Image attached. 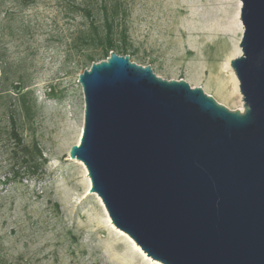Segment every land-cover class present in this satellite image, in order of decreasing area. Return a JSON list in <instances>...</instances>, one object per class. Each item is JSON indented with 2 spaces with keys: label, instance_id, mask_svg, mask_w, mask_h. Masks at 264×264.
I'll return each mask as SVG.
<instances>
[{
  "label": "rangeland",
  "instance_id": "obj_1",
  "mask_svg": "<svg viewBox=\"0 0 264 264\" xmlns=\"http://www.w3.org/2000/svg\"><path fill=\"white\" fill-rule=\"evenodd\" d=\"M238 1L0 0V264H158L112 224L69 157L83 125L77 78L101 60L90 38L110 23L125 32L131 62L243 111L225 67L243 30ZM10 118L43 154L37 176L12 174Z\"/></svg>",
  "mask_w": 264,
  "mask_h": 264
},
{
  "label": "water",
  "instance_id": "obj_2",
  "mask_svg": "<svg viewBox=\"0 0 264 264\" xmlns=\"http://www.w3.org/2000/svg\"><path fill=\"white\" fill-rule=\"evenodd\" d=\"M243 111L110 51L79 73L69 157L112 224L162 264H264V0H239Z\"/></svg>",
  "mask_w": 264,
  "mask_h": 264
},
{
  "label": "trees",
  "instance_id": "obj_3",
  "mask_svg": "<svg viewBox=\"0 0 264 264\" xmlns=\"http://www.w3.org/2000/svg\"><path fill=\"white\" fill-rule=\"evenodd\" d=\"M21 5H28L36 0H17ZM92 41V42H91ZM92 45L100 48L101 57L105 59L110 51H115L119 55H125L128 52L125 32H117L109 23L104 27L102 33H98L97 29L94 30L92 38H90ZM93 59H91L92 61ZM25 110L28 112V105L23 104ZM10 138L13 141V146L10 149L11 158L14 159L16 164L15 170L12 174L21 172L30 173L32 176H37L42 172V167L45 162L43 154L37 144H25L17 131L15 121L10 118Z\"/></svg>",
  "mask_w": 264,
  "mask_h": 264
},
{
  "label": "bare ground",
  "instance_id": "obj_4",
  "mask_svg": "<svg viewBox=\"0 0 264 264\" xmlns=\"http://www.w3.org/2000/svg\"><path fill=\"white\" fill-rule=\"evenodd\" d=\"M238 3H239V8H240V2L238 1ZM239 25H240V27H241V22H239ZM240 48V47H239ZM239 48H237V49H235V51L233 52V56H236V55H238L239 54V52H240V49ZM230 59H228L226 62H225V67L226 68H228L229 70H230V74H231V83H232V86H233V90H235V89H237V87H238V80H237V78H236V76H235V74H234V72H233V70H231L232 68L231 67H229V61ZM231 68V69H230ZM71 160V159H70ZM74 161V160H73ZM75 162V161H74ZM101 203V202H100ZM129 238V237H128ZM130 239V238H129ZM132 242V244L134 245V247L135 248H137L138 249V251L140 252V253H142L144 256H145V254H144V252H142L141 251V249H140V247L136 244V243H134L133 241H131ZM158 264H161V262L159 263V262H157Z\"/></svg>",
  "mask_w": 264,
  "mask_h": 264
}]
</instances>
